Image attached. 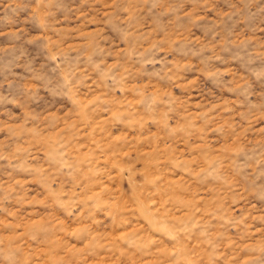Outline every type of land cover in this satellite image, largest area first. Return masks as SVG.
<instances>
[{
	"label": "rangeland",
	"instance_id": "374dc122",
	"mask_svg": "<svg viewBox=\"0 0 264 264\" xmlns=\"http://www.w3.org/2000/svg\"><path fill=\"white\" fill-rule=\"evenodd\" d=\"M0 264H264V0H0Z\"/></svg>",
	"mask_w": 264,
	"mask_h": 264
}]
</instances>
